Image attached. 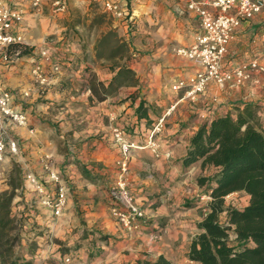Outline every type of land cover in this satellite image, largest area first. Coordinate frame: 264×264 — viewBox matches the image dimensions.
Masks as SVG:
<instances>
[{"label":"crops","instance_id":"1","mask_svg":"<svg viewBox=\"0 0 264 264\" xmlns=\"http://www.w3.org/2000/svg\"><path fill=\"white\" fill-rule=\"evenodd\" d=\"M52 1L44 0L39 10L26 6L27 32L37 30L43 36L33 38L25 33V42L31 46L54 44L55 57L63 51L67 53L69 46L71 51L75 50L74 56L62 60L64 69L59 76L52 77L54 86L46 98L56 103L65 101L64 105L76 104L80 97L84 98V140L80 138L75 144L69 143V134L57 132L52 120L39 118L36 109L43 105L38 103V95L34 91L39 86L32 88L30 100L22 98L16 105L26 113L28 126H12L4 132L18 142L21 168L26 167L34 175L44 174L47 182L42 159L44 155H50L53 168L72 183L76 194L68 198L65 212L58 219L52 221L47 211L35 216L36 223L49 224L55 237L54 245L47 246L44 236L35 235L33 239L39 245L36 252H42L45 262L53 259L58 263L65 255L63 248L74 247L78 243L75 264H131L136 260L154 261L160 255L172 264H193L187 258L188 248L192 237L199 233L197 223L202 220L206 209L205 201L189 207L186 203L203 192V187L197 185L194 178L206 171L195 165L182 174L181 159L191 137L203 122L228 112L235 114L233 104L239 101L264 104V75L251 78L239 87L209 83L194 101L182 99L172 107L181 96L171 90L172 83L187 77L197 68L194 61L178 55L176 49L193 42L200 31L198 20L186 10V0H140L134 5L133 21L119 25L134 29L131 33L134 35L131 42L134 56L128 66L135 73L136 83L121 87L116 95L97 102L90 99V91L77 82L80 68L87 62L82 61L74 45L64 38L68 26L61 20L67 14H53ZM262 31L264 7L234 28L233 38L222 59L223 67L230 68L260 54L262 43L259 35ZM21 61L4 62L0 58V81L8 88L24 90L32 86L29 68L33 60L28 57ZM74 63L79 65L77 70L73 68ZM48 69L45 64L44 71ZM93 70L98 78L106 81L113 75L111 71ZM64 83H68V87H64ZM78 89H81L80 95ZM72 90L77 92L73 93L75 98L69 95ZM130 94L135 95L133 100L127 97ZM141 100L147 107L143 117H139L136 111ZM162 116V127L155 138L158 156L149 147L131 152L126 183L143 210L144 219L140 220L137 229L129 231L110 215L111 199L107 190L117 179L119 158L110 127L125 129L129 132L124 135L128 141L143 145L149 130ZM261 118L264 119V112ZM40 120L46 124L41 125ZM59 125L62 129H72L68 121ZM76 136L73 131L72 137ZM67 158L79 160L96 177L95 180L83 177L76 166L66 163ZM236 193H244L247 200L244 205L247 204L248 195ZM225 203L227 205V200ZM220 218L223 220L224 214ZM80 230H84V236ZM89 230L109 236L108 242H88L91 238ZM90 249L94 250L92 259L87 254Z\"/></svg>","mask_w":264,"mask_h":264},{"label":"trees","instance_id":"2","mask_svg":"<svg viewBox=\"0 0 264 264\" xmlns=\"http://www.w3.org/2000/svg\"><path fill=\"white\" fill-rule=\"evenodd\" d=\"M113 36V31L109 30L98 39L95 45L97 59H113L127 51L129 44ZM111 39L115 40V48L105 55L104 49ZM17 48L18 55H26L25 45L10 49L8 55L12 56ZM74 68L78 69L79 65L74 64ZM110 71L113 75L106 81L98 78L91 66L85 64L80 68L77 82L89 90L90 99L97 102L116 95L121 87L136 83L135 73L127 64H113ZM127 97L133 100L135 95ZM146 108L141 100L136 109L139 117L145 116ZM233 110L235 114L228 112L203 122L191 137L189 147L181 159L184 169L182 174L195 165L206 171L194 178V182L203 187V192L186 203V207H189L205 201L206 209L202 220L197 223L199 233L192 237L188 248L187 258L193 264H264V119L261 118L264 104L260 101H239L233 104ZM40 124L45 125L46 122L40 120ZM122 131L124 135L129 133L125 129ZM68 162L76 166L83 177L95 180L96 177L79 160L67 158ZM64 184L67 186V182L64 181ZM9 187L0 195V259L5 264H55L53 259L45 262L42 252H36L39 245L35 239L31 242L33 248H24L22 243L25 240L20 237V233L27 230V227L35 226V216L25 213L31 210L23 200L24 193L28 191L26 185L21 182L17 185L10 183ZM18 188L20 192L16 194ZM107 192L112 205L114 199L111 189ZM236 192L248 195L247 204L240 207L226 205V197ZM16 195L20 196L18 202H14ZM203 195L207 198L201 199ZM31 196L33 201H39L35 193ZM20 206H24L21 212L14 211V208L18 210ZM222 214L225 216L223 220L220 218ZM7 229L17 231L13 236H7ZM31 232L35 233L33 230ZM80 233L84 236V230H80ZM88 233L91 235L88 242H108L107 235L94 230ZM36 235L43 236V233ZM18 242V248L13 252ZM63 249L75 264L79 244ZM87 254L90 259L95 257L94 250L90 249ZM6 257L8 263L5 262ZM131 264L172 263L160 255L154 261L136 260Z\"/></svg>","mask_w":264,"mask_h":264},{"label":"built area","instance_id":"3","mask_svg":"<svg viewBox=\"0 0 264 264\" xmlns=\"http://www.w3.org/2000/svg\"><path fill=\"white\" fill-rule=\"evenodd\" d=\"M139 1L89 0L121 23L133 21L134 5ZM43 3L44 0H0V58L2 61L8 62L19 56L18 48L12 56H9L10 49L27 46L24 22L26 6L31 10H39ZM67 3V0H53L52 13H64ZM263 7L264 0H186V10L197 17L200 31L189 46L177 48L176 53L194 61L197 68L187 77L176 79L172 83L171 90L181 94L172 107L182 99L194 101L205 91L209 83L239 87L251 78L264 75V31L259 35L262 43L260 54L230 68H224L222 65L227 46L233 38L234 28L242 21L249 20L258 14ZM50 45L44 44L37 52H32L31 56L33 61L30 74L34 82L41 86L50 85L52 77L59 74L65 66L61 62L60 54L55 57L56 49ZM45 64L49 66L46 72ZM21 95L27 96L28 92L22 91ZM15 97V93L0 81V162L7 155H15L18 151L17 140L5 135V130L12 126H28L26 113L13 105ZM163 119L164 116L159 118L149 130L147 141L143 145L128 141L121 128L110 127L119 149L118 176L110 188L114 199V204L110 207V215L117 224L129 231L137 229L140 220L144 219V213L136 204L134 195L126 183L131 152L134 149L149 147L154 155L158 156V143L155 138L160 132ZM42 166L46 172L47 182L41 181L31 173L26 174L25 179L39 197L40 204L49 209L52 218L58 219L66 209L68 189L59 172L53 168L50 155L43 156ZM203 198L207 197L203 195L201 199ZM70 262V257L64 255L59 264H70Z\"/></svg>","mask_w":264,"mask_h":264},{"label":"rangeland","instance_id":"4","mask_svg":"<svg viewBox=\"0 0 264 264\" xmlns=\"http://www.w3.org/2000/svg\"><path fill=\"white\" fill-rule=\"evenodd\" d=\"M67 9L64 12L67 14V17L61 22L64 23V25H67V29L65 31L64 38L69 42L72 43L74 46V49H77L79 54H81L82 61L87 62L88 65L91 66V68H97L98 70L105 71L108 73L110 71V66L113 64H127L129 61L133 58V50L131 42L133 41L134 35H131L132 32H134L133 28L129 27H120L121 22L114 20L111 16L104 13L101 8L92 2H89V0H67ZM25 17V16H24ZM26 24V21H24ZM120 25V26H119ZM125 25V24H124ZM109 30H112L114 33V38H116L119 41L127 42L128 48L127 51L124 53H121L114 57L113 59H106V57H103L102 59H97L95 56V45L98 39ZM26 36H30L33 38L36 37H42L43 34L41 31H30L27 32V26L25 30ZM52 36V35H50ZM53 37V36H52ZM50 46H55L54 44ZM42 46L41 45H27V50L25 51L24 56H17V61H21V59H26L28 57L32 56V52H37ZM115 48V40L111 39L109 43L106 45V48L104 49V54L107 55L109 52ZM75 50L71 51L70 46L68 47L67 53H60L61 60L70 59V57L74 56ZM22 62V61H21ZM24 62V61H23ZM62 62V61H61ZM75 64V63H74ZM31 68V67H30ZM29 68V72H30ZM74 68V65H73ZM64 68H62L63 71ZM77 70V68H74ZM61 71V72H62ZM31 75V74H30ZM59 76V74H55L53 77ZM32 77V76H31ZM58 82V81H57ZM29 83L32 84L29 88H26L24 90L19 89H11L16 97L14 99V106L19 104V102L23 99L30 100L32 98L33 93V87L39 86L35 91L36 95H38V103H42L43 107L36 109V113L38 114L39 118L52 120L56 126L57 132H62L63 135H70L69 143H77L79 142L80 138H83L84 140V98L80 97L76 104H67L64 105L66 102H53L48 96L49 92L53 88V84L50 83L48 86H41L38 85L36 82H34L33 78L29 79ZM56 84V83H55ZM68 83H64V87H68ZM77 91L80 95L81 89H78ZM27 91V96H22L21 92ZM74 90L70 91L69 95H74L73 93H77ZM76 97V94L74 95V98ZM23 98V99H22ZM83 98V100H82ZM73 102V101H72ZM78 104V105H77ZM87 104L91 105L90 102ZM22 110V109H21ZM23 111V110H22ZM64 121H68L71 124L72 128L69 129H62L60 128L59 123ZM56 122V123H55ZM73 126V127H72ZM73 131L77 134L75 138L72 137ZM79 134V135H78ZM60 140V139H59ZM18 145V142H17ZM19 159V150L17 151V154L15 155H9L3 159V161L0 162V195L6 191L9 190V184L12 183V185H17L19 182L23 183V185H26L28 191L24 193L23 200L26 204L29 205V208L31 210H26V215H34L36 217L43 215L44 211H47L50 213L49 209L45 207L44 205L40 204L39 201H33L31 194L34 192L32 191L29 183L25 179V175L31 172L27 171V168L24 169L21 168V161ZM24 170V171H23ZM33 174V173H31ZM44 175V174H43ZM43 175L38 176L41 181L45 182V179L43 178ZM63 181L67 182V189H68V195L67 200L71 195H75L74 187L72 183L66 178L63 179ZM47 186H49L48 183H46ZM20 188V187H19ZM16 189L15 193L19 194L20 189ZM135 199V197H134ZM20 200V196L16 195L14 202H18ZM227 205L229 206H236L240 207L243 206L244 203H246V195L244 193H233L226 197ZM136 202V201H135ZM137 204V203H136ZM138 205V204H137ZM15 207V206H12ZM24 206H20L17 208H14V211L21 212L23 210ZM140 208V207H139ZM141 209V208H140ZM35 210V211H33ZM142 210V209H141ZM143 211V210H142ZM65 212V211H64ZM41 214V215H39ZM51 217V214H50ZM52 221L55 219L52 218ZM35 226H40L41 228L36 229ZM35 226L27 227V230L20 233V237L24 238V242L22 243L24 245V248H33L32 241L36 234L43 233L44 240L46 241L47 246H53L55 243V237L54 232L51 231L49 224L47 223H36ZM31 230L35 231V233H32ZM17 230L16 229H7L6 234L7 236H13ZM18 242L16 246L13 249V252H15L18 248ZM51 247H49L50 250ZM50 252V251H49ZM1 264H5L2 259H0ZM5 262L8 263L7 257L5 258ZM55 264H59L55 263ZM70 264H73L70 262Z\"/></svg>","mask_w":264,"mask_h":264}]
</instances>
